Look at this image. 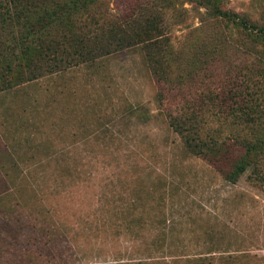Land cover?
I'll return each mask as SVG.
<instances>
[{"label": "rangeland", "instance_id": "rangeland-1", "mask_svg": "<svg viewBox=\"0 0 264 264\" xmlns=\"http://www.w3.org/2000/svg\"><path fill=\"white\" fill-rule=\"evenodd\" d=\"M47 1L79 9L67 45L0 36V264H264V81L246 74L264 45L199 0ZM218 8L264 27V0ZM93 12L112 46L83 61ZM170 116L227 152L187 147Z\"/></svg>", "mask_w": 264, "mask_h": 264}, {"label": "trees", "instance_id": "trees-1", "mask_svg": "<svg viewBox=\"0 0 264 264\" xmlns=\"http://www.w3.org/2000/svg\"><path fill=\"white\" fill-rule=\"evenodd\" d=\"M20 1L22 0H0V36L3 37L2 34H5L4 32L7 31V34L12 36V39L20 40L22 39L25 31H32V33H36L38 31H44L38 32L37 37H34L33 39L37 41L38 43H46L47 49L50 45H54V47H62L66 43V45L69 43L71 35L69 34V31H73V29L70 27L72 15L75 11L79 9H75V3L72 1H56L54 3L49 2L47 0H38L37 7L35 10L31 9V7L24 6L21 10L24 11V14L17 15L18 9L17 7L21 8L22 4ZM30 3V0H27ZM221 0H199L200 4H203L204 6L210 7V10H212V15L215 17H218L220 19L226 20L229 23L233 24L235 27H238L241 32L246 37V43L249 46V43L252 41L260 42L264 45V27L257 25L254 23L250 18L242 16L241 14L234 13L229 10H222L218 8L219 3ZM51 10H50V7ZM212 7H216L215 9H212ZM58 11V12H57ZM29 13V14H27ZM27 14V15H26ZM95 15V12L92 13L91 20L89 21L87 27L94 26L93 29V35L86 37L85 42L87 46L84 48L78 49L77 55L83 60V61H94L97 57L101 56L103 53L107 54L110 52L111 49V42L110 39H105L108 37L107 35L103 34L101 31L103 30V26L97 27V21L94 22L93 16ZM138 27V26H133ZM121 32V31H120ZM26 36V34H25ZM168 40V39H167ZM48 42V43H47ZM161 43V41H158ZM169 42V41H167ZM206 42V39H205ZM204 43V42H203ZM255 43V42H252ZM123 46V45H121ZM159 47H162V45H159ZM201 48L203 52L208 54L215 55L213 49L211 51L210 47L206 44H202ZM250 48V47H249ZM252 49V48H251ZM143 50L145 51V56L147 58V63H151L153 58L150 56L151 52L148 45H143ZM253 50V56L254 58H251L252 65L246 69V74L255 78H258L260 81H264V64L261 62H257V53L258 57L260 58L263 56V53ZM6 52V49L0 52V57L4 58V54ZM55 52V51H54ZM163 55L162 58L166 60L168 52L162 51ZM249 53H252V51L248 50ZM53 53V51L51 52ZM61 55H55L53 54L52 60L55 61V64L47 67L46 71H52L53 68H59L61 66L60 64L71 62V59L69 60L68 50L66 49V46L64 49H61L60 51ZM202 53V52H201ZM200 53V54H201ZM64 54V55H62ZM203 54V53H202ZM49 57V56H48ZM5 69L11 70L10 66L5 67ZM30 72V80L35 79L39 76H42V73L45 71L41 67H35L31 70H28ZM159 76V75H158ZM158 81H160V76L156 77ZM7 79H5L6 81ZM5 81H2L1 84H7ZM4 85L1 87L3 88ZM8 85H5L7 87ZM261 96H264V94H261ZM258 99L259 97H254L252 100L255 101V105H258ZM241 102L237 101V105H240ZM251 110L249 112V109L246 108L245 112H241L237 115V118L241 122L245 124V126L253 127L252 124H254L253 119L257 120L259 118V115H256L254 113L251 114ZM169 126L172 128V130L178 134H180L184 139L187 147L194 149H200L202 148V144L206 143V151H203L201 149V152H204V155L208 158V160H212L213 163H217L216 161L220 160L222 156L227 152H220L217 155H211L212 153H207L208 151V143L205 139L200 137L197 134V131H195L191 126V124L188 123L187 120L183 119V116H170L169 118ZM191 126V127H190ZM195 132V133H194ZM204 145V144H203ZM250 146H248V149ZM242 162L246 161L245 163L248 164L249 160L251 159L250 152L248 155H244L243 153ZM213 158V159H211ZM241 165L242 167L240 170H243V168H247V165H243V163L235 162L233 168H238V166ZM231 171V170H230ZM261 179H263V174L261 173Z\"/></svg>", "mask_w": 264, "mask_h": 264}]
</instances>
